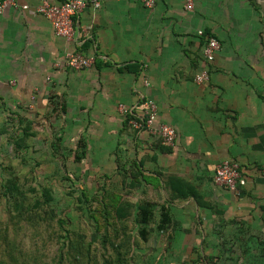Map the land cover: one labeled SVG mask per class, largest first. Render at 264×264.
I'll list each match as a JSON object with an SVG mask.
<instances>
[{
    "label": "crops",
    "instance_id": "obj_1",
    "mask_svg": "<svg viewBox=\"0 0 264 264\" xmlns=\"http://www.w3.org/2000/svg\"><path fill=\"white\" fill-rule=\"evenodd\" d=\"M13 1L0 14V113L26 119L33 152L63 162L59 175L77 192L105 186L131 219L154 205L146 240L136 226L129 233L130 264H264V2L96 0L71 43L36 12L41 0ZM207 37L219 50L196 84ZM65 50L94 62L70 70ZM144 98L157 106L156 124L174 128L173 147L118 113L119 104L138 113ZM223 161L240 167L237 193L212 180ZM161 207L171 221L157 230Z\"/></svg>",
    "mask_w": 264,
    "mask_h": 264
},
{
    "label": "rangeland",
    "instance_id": "obj_2",
    "mask_svg": "<svg viewBox=\"0 0 264 264\" xmlns=\"http://www.w3.org/2000/svg\"><path fill=\"white\" fill-rule=\"evenodd\" d=\"M9 117L7 113H0V167L3 178H16L26 196L25 204H32L35 199L31 188L38 193L42 186L49 187L54 199L47 206L41 203L38 208L31 207L28 213L22 211L21 215H16L13 206L4 203L0 197V264H56L57 251L61 244L56 238L57 218L66 220L64 227L73 238V249L64 248L61 264H84L86 255L80 248L85 244L84 238H91L92 228L83 204L77 202L79 192L74 186H69L64 177H60L58 163L51 160L47 153L36 155L33 152L32 138H26L27 149L23 150L22 155L17 153L12 142V132L5 126ZM36 198H39L38 194ZM92 206L96 204L93 203ZM88 248L87 263L102 264L99 257L97 261L91 260L95 250L100 253L99 243Z\"/></svg>",
    "mask_w": 264,
    "mask_h": 264
},
{
    "label": "trees",
    "instance_id": "obj_3",
    "mask_svg": "<svg viewBox=\"0 0 264 264\" xmlns=\"http://www.w3.org/2000/svg\"><path fill=\"white\" fill-rule=\"evenodd\" d=\"M9 122L5 121V126L12 132V142L17 153H21L24 149H27L25 140L31 134L26 126V119L22 116L17 118L9 117ZM17 121L18 127L10 126L13 121ZM79 160V157L75 156V162ZM63 163V162H58ZM66 181H70L69 176H62ZM34 194V201L32 204L28 202L25 204L26 196L20 189L19 183L16 178L7 177L3 178L2 168L0 167V197L9 206H13V210L16 215H21L22 211L26 213L30 212L31 207L38 208L42 204L47 206L50 201H53V196L49 187L42 186L38 193L34 188H31ZM38 194L39 198H36ZM80 197L77 198L78 204H83L86 217L91 222V238L83 241L80 251L84 253L85 263L88 264L89 248L94 243H99L100 253L95 250V255L92 251L91 260L97 261V258L102 259V264H130L131 258H129L132 242L129 237L134 226L137 227V234L140 240L145 241L149 234V225L154 220L153 208L151 203H142L136 207V214L134 218L128 217V210L130 206L128 204H122L120 196L109 192L105 186H101L100 189L93 194L80 192ZM11 203V204H10ZM42 203V204H41ZM93 203L96 206H92ZM53 212V209H50ZM54 218V216L52 217ZM131 219V223L129 222ZM170 217L167 210L164 207L160 208V218L157 224V230H163L169 223ZM67 224L66 220L62 218L56 219L57 233L56 238L61 242L59 250L57 251V263L61 264L63 258L62 253L64 248L73 249V238H71L69 230L65 229ZM83 235V234H82ZM81 235V236H82ZM93 237H95L93 239ZM83 239V236H82ZM134 244V243H133ZM106 252V253H105ZM78 256H76L77 258ZM91 261V262H92Z\"/></svg>",
    "mask_w": 264,
    "mask_h": 264
},
{
    "label": "built area",
    "instance_id": "obj_4",
    "mask_svg": "<svg viewBox=\"0 0 264 264\" xmlns=\"http://www.w3.org/2000/svg\"><path fill=\"white\" fill-rule=\"evenodd\" d=\"M141 3L144 7L150 8L153 5L152 0H132ZM264 2V0H251ZM14 4L13 0H0V14L6 5ZM87 6L94 8L99 6L96 0H63L59 4H53L47 0H41L36 8V12L45 18L51 26L54 36L62 38L67 42H74L75 22L77 16ZM23 9L26 7L23 6ZM185 8L192 9L191 2H187ZM219 50V44L213 37H207L201 48L202 69L194 75L193 81L196 84L206 83L208 73L206 65L210 64ZM65 66L73 71L85 70L91 67L94 62L93 54L77 53L72 50H65L63 55ZM144 85L147 82L144 80ZM136 108L126 107L123 104L117 105V111L123 118L127 127L133 131H146L149 135L157 138L161 146L171 148L175 144L176 133L172 126L159 123L156 124L157 106L152 99H140ZM259 173L264 176V160L259 167ZM212 180L217 186L237 193L240 187L245 185V179L241 173L238 164L228 161L219 163L213 172ZM197 264H205L200 261Z\"/></svg>",
    "mask_w": 264,
    "mask_h": 264
}]
</instances>
